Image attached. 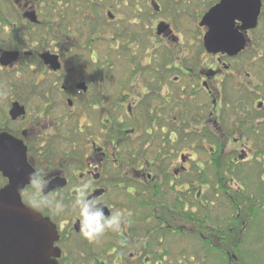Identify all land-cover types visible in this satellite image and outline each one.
<instances>
[{
    "label": "flooded vegetation",
    "instance_id": "flooded-vegetation-1",
    "mask_svg": "<svg viewBox=\"0 0 264 264\" xmlns=\"http://www.w3.org/2000/svg\"><path fill=\"white\" fill-rule=\"evenodd\" d=\"M244 1L254 22L243 0H0V144L25 156L58 264H179L196 170L264 161V0ZM81 189L118 232L82 235ZM45 199L64 210L28 204Z\"/></svg>",
    "mask_w": 264,
    "mask_h": 264
},
{
    "label": "trees",
    "instance_id": "trees-1",
    "mask_svg": "<svg viewBox=\"0 0 264 264\" xmlns=\"http://www.w3.org/2000/svg\"><path fill=\"white\" fill-rule=\"evenodd\" d=\"M210 141L214 142L212 138ZM227 164L230 167L228 159ZM250 164L239 165V169H222L221 164L216 162L213 170H196V179L202 178L200 174L209 175L211 181L209 186H195L194 249L180 244L183 251L179 253V264L183 259L186 264H194L197 252L204 254L201 256L203 259L213 258L216 264H248L247 259L252 254L248 256L245 253L246 247L254 248L259 244L263 240L264 230V161L252 160ZM215 202L222 208L226 206L228 217H212L211 209ZM188 237L181 232L179 242ZM252 253L254 259L250 260V264L255 262V248Z\"/></svg>",
    "mask_w": 264,
    "mask_h": 264
},
{
    "label": "water",
    "instance_id": "water-1",
    "mask_svg": "<svg viewBox=\"0 0 264 264\" xmlns=\"http://www.w3.org/2000/svg\"><path fill=\"white\" fill-rule=\"evenodd\" d=\"M258 11V1L253 8L244 3L240 9L242 18L251 13L253 22ZM218 29L213 26L212 32L205 36V45L210 50L221 45L215 36ZM23 165H26L23 154L16 156L11 147L0 144V172L8 178V183L0 188V264H58L60 251L54 246L58 239L56 227L22 202L21 191L30 179L25 176ZM49 190L50 186H46L42 192Z\"/></svg>",
    "mask_w": 264,
    "mask_h": 264
},
{
    "label": "clouds",
    "instance_id": "clouds-1",
    "mask_svg": "<svg viewBox=\"0 0 264 264\" xmlns=\"http://www.w3.org/2000/svg\"><path fill=\"white\" fill-rule=\"evenodd\" d=\"M41 179L43 180V177ZM37 186L42 190L46 187V184L41 182ZM42 203L43 206L51 208L56 213L62 212L65 208L61 200L45 199ZM98 205L99 202L91 198L86 189L79 190L74 207L79 209L82 235L90 241L98 239L106 230L118 232L124 221V217L120 212L115 213L111 217H105L103 208Z\"/></svg>",
    "mask_w": 264,
    "mask_h": 264
},
{
    "label": "rangeland",
    "instance_id": "rangeland-1",
    "mask_svg": "<svg viewBox=\"0 0 264 264\" xmlns=\"http://www.w3.org/2000/svg\"><path fill=\"white\" fill-rule=\"evenodd\" d=\"M229 124H228V122L226 123V127L228 126ZM230 147H233V146H229V148ZM29 205H32V204H34L35 206H40V205H42V201H38V202H31V203H28ZM211 211H212V217H214L215 219H219L220 218V216H222V215H224V216H226V217H228V214H229V210L226 208V206H224L223 208L220 206V205H218V203L217 202H215V204H214V207H213V209H211ZM262 235H263V240L259 243V244H257V245H255L254 246V248H255V251H256V256H255V262H256V264H264V259L262 260L261 258H263L264 257V230H263V233H262ZM172 242V241H171ZM195 244H197L196 242H195ZM182 248V246H178V253H180V252H182L183 251V248ZM254 248H252V247H246V254L248 255V256H250L251 254H252V256H251V258H249V259H247V263L248 264H250V260L251 261H253L252 259H254V256H253V249ZM194 249V248H193ZM179 255V254H178ZM204 254L202 253V252H197V254H196V256H195V263L194 264H216V260H213V258L212 259H203V258H201V256H203ZM180 257V256H179ZM212 257V256H211ZM175 258V257H174ZM202 259V260H201ZM214 261V262H213ZM255 262H254V264H255ZM253 263V262H252ZM181 264H186L185 263V261H184V259L183 260H181ZM188 264V263H187ZM237 264H239V262L237 263Z\"/></svg>",
    "mask_w": 264,
    "mask_h": 264
}]
</instances>
